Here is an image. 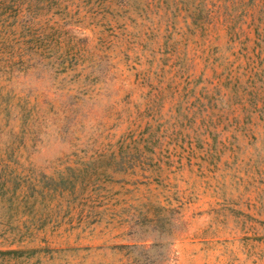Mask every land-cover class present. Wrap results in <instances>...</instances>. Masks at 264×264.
I'll return each mask as SVG.
<instances>
[{"label": "rangeland", "instance_id": "rangeland-1", "mask_svg": "<svg viewBox=\"0 0 264 264\" xmlns=\"http://www.w3.org/2000/svg\"><path fill=\"white\" fill-rule=\"evenodd\" d=\"M0 264H264V0H0Z\"/></svg>", "mask_w": 264, "mask_h": 264}]
</instances>
